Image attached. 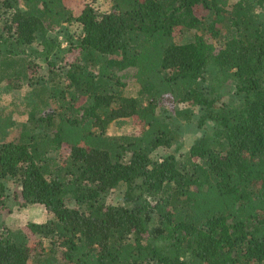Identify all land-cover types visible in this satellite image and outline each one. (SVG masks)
<instances>
[{
  "label": "trees",
  "instance_id": "trees-1",
  "mask_svg": "<svg viewBox=\"0 0 264 264\" xmlns=\"http://www.w3.org/2000/svg\"><path fill=\"white\" fill-rule=\"evenodd\" d=\"M112 3L102 13L86 0H0L9 89L39 72L27 55L38 36L65 32L71 44L66 87L35 83L39 104L23 128L0 110V214L13 211L14 179L20 206L52 215L0 229V264H264V0ZM184 30L196 33L177 42ZM210 64L231 82L230 99L218 83L202 89ZM127 69L137 97L122 93ZM43 105L56 111L37 115ZM178 105L200 107L198 126L213 131L154 162L178 141L158 111L182 115ZM113 123L135 131L108 135ZM121 185L123 203H108Z\"/></svg>",
  "mask_w": 264,
  "mask_h": 264
},
{
  "label": "rangeland",
  "instance_id": "rangeland-1",
  "mask_svg": "<svg viewBox=\"0 0 264 264\" xmlns=\"http://www.w3.org/2000/svg\"><path fill=\"white\" fill-rule=\"evenodd\" d=\"M88 4L93 6L97 11L105 13L109 12L113 3L112 0H86ZM1 10V8H0ZM1 19V16H0ZM5 20L1 19V26L4 24ZM73 35H77L79 32L78 26L75 24L70 25ZM196 32L194 30H184L183 32H176V41L184 43L191 38H193ZM70 41L67 39L65 32L61 34L46 33L45 35L39 37L36 42L28 49L27 55L34 60V64L40 66L39 72L32 75V83L28 85V82L17 81L14 83V88L9 89L7 83H0V110L7 114L13 115L18 122V128H23L25 123L29 121V112L34 109L38 104L39 100L34 96V88L38 87L36 84H40L42 78H46L45 83L49 88L66 87L68 83L66 73L67 67L62 63L61 58L64 51L70 47ZM53 81H48L52 78ZM121 78V82L124 84L122 93L125 96L137 97L140 91L139 85L135 82V70L127 69L118 73ZM206 82L202 89L208 93L215 87V83L221 86L220 91L223 94V99H230L231 94V82L224 80L221 73L217 71L214 64H210L205 74ZM48 81V82H47ZM36 83V84H35ZM46 102H52L50 98H47ZM51 109V111H56V107L51 105L49 108H45L44 105L37 108V115H40L44 110ZM176 111L182 115H178L175 112L165 111V109H160L158 114L167 123L171 124L178 134V141L175 142L172 148L161 149L152 154V160L154 162L162 160L169 155H176L180 158L185 154L188 149H190L206 132H212L213 127L210 122L205 124V128H200L198 126L200 118V107L188 106V105H178ZM16 128V129H18ZM135 131V127L132 124H127L126 126L120 128L116 123L111 124L108 127V135H120V134H131ZM15 132L18 130H10L11 137H15ZM179 149V150H177ZM67 153V151H65ZM53 156H59V153L52 154ZM8 204L13 209L11 213L7 211L0 214V229H9L12 231L19 230L24 226L32 223L42 224L50 220L52 215L43 205H27L20 206V199H13L14 194L20 190V187L15 184L14 179H6L5 181ZM125 187L123 185L119 188L113 190L107 195L106 201L110 204L121 205L124 201ZM189 259V256H186Z\"/></svg>",
  "mask_w": 264,
  "mask_h": 264
}]
</instances>
